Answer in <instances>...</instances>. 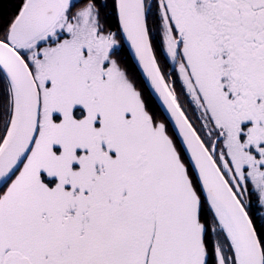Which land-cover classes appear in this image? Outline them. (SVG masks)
Listing matches in <instances>:
<instances>
[{"label": "snow or ice", "instance_id": "1", "mask_svg": "<svg viewBox=\"0 0 264 264\" xmlns=\"http://www.w3.org/2000/svg\"><path fill=\"white\" fill-rule=\"evenodd\" d=\"M0 264H264V0H0Z\"/></svg>", "mask_w": 264, "mask_h": 264}]
</instances>
